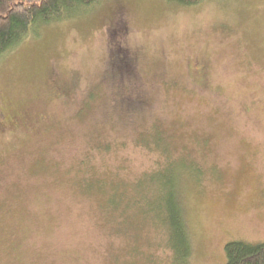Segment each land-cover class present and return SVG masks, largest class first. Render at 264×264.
Segmentation results:
<instances>
[{
	"label": "rangeland",
	"instance_id": "obj_1",
	"mask_svg": "<svg viewBox=\"0 0 264 264\" xmlns=\"http://www.w3.org/2000/svg\"><path fill=\"white\" fill-rule=\"evenodd\" d=\"M158 136L188 264L264 242V0H99L31 27L0 59V264H169L139 207L108 205L165 162Z\"/></svg>",
	"mask_w": 264,
	"mask_h": 264
},
{
	"label": "trees",
	"instance_id": "obj_2",
	"mask_svg": "<svg viewBox=\"0 0 264 264\" xmlns=\"http://www.w3.org/2000/svg\"><path fill=\"white\" fill-rule=\"evenodd\" d=\"M166 1L190 6L207 0ZM98 2L99 0H0V59L27 37L31 27L59 23L88 11ZM110 55L111 67L121 64L123 67L130 66V55L119 54L118 51ZM159 141L162 142L163 139L160 140L158 136L155 141L156 149L164 154L165 162L153 172L144 173L139 178L133 199L123 201L121 193H115L108 205L114 210L122 203L125 204V210L118 214L120 222L124 220L130 206L139 207L141 214L149 218L155 230L161 232L165 247L171 251L169 264H188L192 255V242L184 219L177 172V168L180 165L184 167V164L176 166L166 156L171 151V145L169 148L163 141L162 146ZM195 169L200 170L197 166ZM224 251V264H264V242L233 240L225 244Z\"/></svg>",
	"mask_w": 264,
	"mask_h": 264
}]
</instances>
